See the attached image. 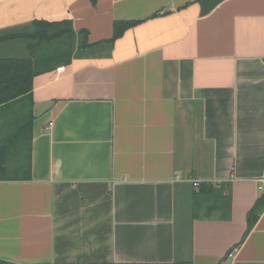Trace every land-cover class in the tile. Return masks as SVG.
I'll return each mask as SVG.
<instances>
[{
	"label": "crops",
	"instance_id": "0c3cea01",
	"mask_svg": "<svg viewBox=\"0 0 264 264\" xmlns=\"http://www.w3.org/2000/svg\"><path fill=\"white\" fill-rule=\"evenodd\" d=\"M205 8L0 0V35L70 20L92 45L0 106L1 260L264 264V210L245 234L264 188V0ZM116 20L138 22L110 44Z\"/></svg>",
	"mask_w": 264,
	"mask_h": 264
},
{
	"label": "trees",
	"instance_id": "16d2710c",
	"mask_svg": "<svg viewBox=\"0 0 264 264\" xmlns=\"http://www.w3.org/2000/svg\"><path fill=\"white\" fill-rule=\"evenodd\" d=\"M94 3V0H91ZM206 3L204 11H208L221 0H202ZM136 20H116L113 22L112 36L108 43L122 35L133 26ZM20 31V30H19ZM16 36L27 38L28 52L24 56L0 57V106L20 98H30L32 78L42 72L55 69L59 65L68 64L72 57L81 50L92 45L87 42V31H74L70 20L31 21L25 32H8L0 35V41ZM31 133L29 131L30 142ZM7 166L4 156L0 154V180L5 179ZM264 210V188L258 195L254 205L248 212L245 234L257 221ZM0 264H17L0 259ZM39 264H150V263H111V262H72V263H39ZM151 264H190L189 262L151 263Z\"/></svg>",
	"mask_w": 264,
	"mask_h": 264
},
{
	"label": "built area",
	"instance_id": "2783aa9c",
	"mask_svg": "<svg viewBox=\"0 0 264 264\" xmlns=\"http://www.w3.org/2000/svg\"><path fill=\"white\" fill-rule=\"evenodd\" d=\"M193 185H197V182H193ZM231 256V252L227 253L226 257H230Z\"/></svg>",
	"mask_w": 264,
	"mask_h": 264
}]
</instances>
